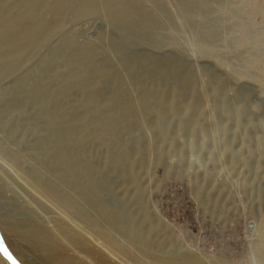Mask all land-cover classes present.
Listing matches in <instances>:
<instances>
[{"label":"rangeland","instance_id":"rangeland-1","mask_svg":"<svg viewBox=\"0 0 264 264\" xmlns=\"http://www.w3.org/2000/svg\"><path fill=\"white\" fill-rule=\"evenodd\" d=\"M53 1L0 0V34L9 27L26 30L30 23L47 29L38 35V43L18 56L14 47L0 43V194L8 200L20 198L30 209L40 203L45 208L37 217L43 224L48 222L44 224L48 229L60 219L88 230L87 236L97 245L106 244L102 235L112 237L127 253L104 247L111 252L112 263L158 264L154 257L175 254L190 255L203 264H264V0H92L95 9L82 15L78 9L82 0H65L62 18L57 20ZM33 6L37 18L31 22L27 17ZM122 7L136 15L128 18L131 26L125 35L110 16V10L118 12ZM138 25V29L146 26L143 39L138 37ZM49 26L54 30L47 34ZM21 36L25 43V35ZM124 38L135 43L123 46ZM71 46L86 50L94 46L110 64L106 66L109 77H120L125 90H131L126 93L136 105V123L131 128L126 124V130L117 133L118 148L112 147L108 136L96 135L94 121L78 120L82 113L94 111L90 96H98L99 103L107 105L116 90L110 78L90 73L86 80L91 82L82 90L73 85L74 69L59 56L70 52ZM147 59H177L181 68L176 74L168 72L164 63L158 64L137 84L129 65ZM47 60L51 65L44 69ZM39 70L44 72L42 85L67 112L84 149L118 183L117 197L130 199V209L135 210L137 201L143 202L135 222L143 236L155 223L149 250L99 224L92 210L95 226L68 220L61 209L33 191L30 174L41 172L38 159L54 148L51 126L43 120L38 98L31 95L32 77ZM186 71L190 76L181 86L179 78ZM21 81L25 84L16 108L14 90ZM11 103L17 110H11ZM125 153L128 162L111 175L112 155ZM59 175L51 180L44 174L43 179L57 187L54 181ZM9 237L20 246L16 235ZM27 248L20 247L26 260L44 264L38 253L26 252ZM77 252L70 249L68 254L81 264H99Z\"/></svg>","mask_w":264,"mask_h":264},{"label":"bare ground","instance_id":"bare-ground-1","mask_svg":"<svg viewBox=\"0 0 264 264\" xmlns=\"http://www.w3.org/2000/svg\"><path fill=\"white\" fill-rule=\"evenodd\" d=\"M53 3H54L53 13H54V17L57 20L64 11L66 2L65 0H54ZM30 5H32V3ZM127 5L130 6V4ZM94 6L95 5H93L92 0H82L80 8L78 9H82L80 11L82 15V11L95 9ZM122 8L123 10L118 9V12L116 11L117 9L114 10L117 13L116 12L112 13L111 12L112 10H110L111 13L110 16L113 25H115L114 27L119 28L122 31V33H124L123 35H125L126 32L128 33V30L130 29L131 26L128 23V18L133 17L135 13H133L131 10L128 9L125 10L124 7ZM36 9H38V7ZM122 12L123 15H121ZM105 15L107 16V14ZM40 16L41 15H39V17ZM1 18L2 15L0 14V20H2ZM27 18L30 19L31 22L36 20L37 12H35L34 6L31 7V12L28 14ZM135 22L137 23V21ZM12 24L15 23L12 22ZM28 27L29 28H27L26 30H21V29L17 30L14 27H13L14 29L10 27L8 29L6 27L8 30L0 34V43H7L12 47V49L13 47L15 48L13 50H15V54L17 56L21 55V52H24L27 48H29L30 45L39 42L36 39L37 37H39L38 35L43 30H45V28H42V25L33 28L31 27V23L29 24ZM138 28L139 25L137 26V29ZM48 29L49 30L47 34L52 33V31L54 30V28L53 27L51 28L50 26L48 27ZM131 30H135V29H131ZM22 34L25 35L23 38L27 39L25 43L21 42ZM137 34L139 38L140 36L142 37V39L146 37L147 35L146 26L145 25L141 26V28L138 29ZM122 41L123 42L121 44L123 46L125 45L132 46L135 43V40L134 39L130 40V38H124L122 39ZM0 46H2V44H0ZM11 47L9 48V50L11 49ZM71 47L72 49L70 52H66V51L60 52L59 56L63 60H65L67 64H69V66H72L74 69L73 78H72L73 85H75L77 88L82 90L84 85H86L88 82H91V80L90 81L86 80L88 79L87 75L90 73L93 76L98 75L99 76L98 78L100 77L105 79L110 78L116 90L115 93L109 97L110 99L107 98V100H109V103L107 105H103L99 103L100 100L98 96H95L94 94L90 96L88 100L94 102L95 104L94 111L92 113L89 112L82 113L83 115L78 120L80 122L83 121L89 123L94 121V124H96L95 126L96 135L98 137L106 136V138L108 136V139L112 142V147L118 148L119 142L117 138L118 135L117 133H119L122 130H126L124 126L126 127L130 126L131 128L136 123L135 121L136 105H134V103L132 104V102L128 99V94L126 93V91H129L130 89L125 90L126 87L124 86V82L120 77H109L110 74L106 69V66L110 64L108 63L107 60L102 58V54L98 49H94V46L93 48L91 47L90 50L79 49L75 46H71ZM117 50L120 51L122 49L121 47H117ZM15 59L16 58H14L13 60L15 61ZM99 59H101L100 60L101 62H98ZM50 62H51L50 60L44 62V69H46L45 67H49L51 65ZM161 63H164L167 69L169 70L168 72L171 73L173 72L177 74L179 73V70L181 68V63L177 59H164V60L147 59V61L143 62L140 65L138 64L134 65V63L133 65L130 64L129 72L132 76H134L135 82L137 84H142L147 75V70L156 69L158 68L157 65ZM163 72L164 71H162V73ZM144 75L145 77H143ZM189 76H190V71H186L185 73H182V76L179 78V82L181 86L185 84L186 79ZM42 78H44V72L42 71L38 72L37 74L34 75V77H32V79H34L33 80L34 91H31L33 92V94L31 95L34 97V99L38 98L40 107L42 108L43 111L42 113L44 115L43 120L47 121V123H49L51 126L50 131L52 133L51 138H53L54 148L49 153L47 152L43 153L44 156L38 159V166L41 168L40 170L41 172H39L37 175H34V173L37 172L34 170L30 174L35 183V185L33 184L30 185L33 188V191L36 194H41L46 199H48L53 205H56L59 209H61V211L64 213V215L67 217L68 220H71L73 222H75L76 220L82 222L84 221L87 224L93 226H95L96 223L99 222V224L101 225H106L117 230L125 238V240L129 241L131 244L140 242L139 244L142 246L144 250L145 249L149 250L152 245L151 243L152 238L150 235L154 230V228L152 227L154 226L155 223L153 224V226L150 225V227L146 230L145 235L143 236L141 232H138L141 228L135 222L136 215H138V212L142 210L140 208H142L143 202L140 201L141 199L137 201V204L139 206L137 207V210L139 209L137 211L135 209H130L132 205L130 204V199L117 197L115 193L118 183L110 180L109 179L110 174L106 175L105 172L94 163V160L91 157V155H89L86 149H84L82 141L80 140V137H78L77 129L75 130V128L69 125L70 122H68L67 120V112L64 110L63 106L59 105L55 101L56 99H54V97L48 94L47 90H45L46 88H44V86L42 85L43 82ZM24 84L25 83L21 81V83L18 84L14 90L17 94V97H15L16 99L15 101H12V103H14V106L16 108L18 106L16 100L18 99L19 94L21 92V88H23ZM159 84L160 83L157 82L158 88L161 86ZM128 85L126 84V86ZM176 90L177 89L174 88L173 94L174 92H176ZM12 103H11V110L12 108L13 109L15 108ZM147 105L149 106V104ZM148 106L144 107L146 114H149L150 112V108ZM158 106L160 109L158 115L159 117H162L161 114L162 104L158 103ZM139 107L141 108V106ZM37 113H39V111ZM128 159H129L128 153L121 155L119 154L112 155L110 161V170H109L111 171V175H114L113 173L116 174L118 168L124 166L128 162ZM131 169L132 167L130 165L128 171L129 175L132 174ZM44 174H47L51 180L53 177L59 175L57 178H55L57 179V181L53 180L56 183L57 187L51 185L50 181H47L45 183L43 179ZM65 189H70L71 193L69 195H65L64 193ZM36 204L38 205V207H36L35 209H30L25 207V204L20 200V198H16L15 200H8L6 197H3L0 194V230L4 236V239L8 247L20 260L22 264H32L25 259L23 252L21 253L22 250L20 249V247L24 250V246L28 247L27 249H25L26 252L27 250H31L35 253H38L44 260V264H81L79 263L80 259L78 262L76 260L77 257L76 259H74L73 257L70 256V254H68V251H70V249H74V250L76 249L80 253H84L87 256V258H90L92 259V261H94V263H99V264H116V263H112L113 257L112 258L110 257L112 256L110 254L111 252H107L104 249V247L107 250L108 249L110 250V248H114L116 250L118 249V251L122 252L124 255H127V253L124 252L125 249L121 245V243H119L115 239H112V237H107L102 235V238L104 239V242H106V244L100 246L94 242L96 245L95 246L93 245L94 243L91 242V239H89V237L87 236L88 230H85L83 228L77 229L73 227L70 223H67L66 221L60 219L53 221L54 226L48 229V227L44 225L48 222L43 224V221L42 222L39 221L37 217V214L45 207L42 206L40 203L39 204L36 203ZM135 208H136V204H135ZM91 210L95 213L96 216H98L99 218L98 222L91 217V214L89 213ZM10 234L16 235L19 238L22 245L20 244L19 247H18L19 243L15 245V243L13 242L14 240L12 241L9 237ZM74 255L75 253L73 254V256ZM154 260L158 264H203L197 258L192 257L190 255L189 256L183 255L182 257L180 255L178 256L175 254H171L170 256L165 258L154 257ZM0 264H8L1 256V254H0Z\"/></svg>","mask_w":264,"mask_h":264},{"label":"water","instance_id":"water-1","mask_svg":"<svg viewBox=\"0 0 264 264\" xmlns=\"http://www.w3.org/2000/svg\"><path fill=\"white\" fill-rule=\"evenodd\" d=\"M0 254L8 264H22L20 260L8 247L3 234L0 230Z\"/></svg>","mask_w":264,"mask_h":264}]
</instances>
